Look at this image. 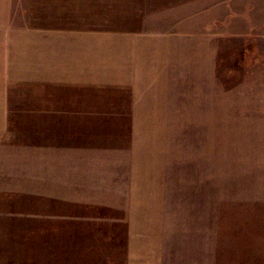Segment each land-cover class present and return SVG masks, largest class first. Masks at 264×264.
Wrapping results in <instances>:
<instances>
[{
	"label": "rangeland",
	"instance_id": "obj_1",
	"mask_svg": "<svg viewBox=\"0 0 264 264\" xmlns=\"http://www.w3.org/2000/svg\"><path fill=\"white\" fill-rule=\"evenodd\" d=\"M42 1L14 3L28 16L40 5L53 14L58 0ZM85 3H95L88 13L103 15L109 28L223 34L212 48L192 42L188 54L220 50L226 88L243 76L230 73L241 49L256 78L264 72V0ZM237 112L192 114L191 129L174 131L193 143L174 146L175 186L200 183L206 192L207 264H264V103ZM79 120L58 111L0 113V264H126L124 146L113 130Z\"/></svg>",
	"mask_w": 264,
	"mask_h": 264
},
{
	"label": "crops",
	"instance_id": "obj_2",
	"mask_svg": "<svg viewBox=\"0 0 264 264\" xmlns=\"http://www.w3.org/2000/svg\"><path fill=\"white\" fill-rule=\"evenodd\" d=\"M51 7L28 16L0 0V113L58 111L113 130L126 155V264H207L206 192L175 186L174 146L193 143L174 131L191 129L192 114L255 113L264 72L256 78L241 49L230 73L244 77L226 88L220 50L206 49L223 34L109 28L85 0ZM192 42L206 46L193 57Z\"/></svg>",
	"mask_w": 264,
	"mask_h": 264
}]
</instances>
